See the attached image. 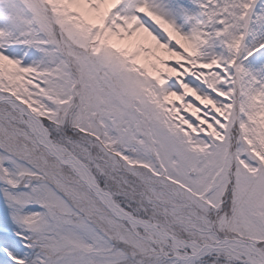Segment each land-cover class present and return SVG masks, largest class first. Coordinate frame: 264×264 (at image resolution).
Here are the masks:
<instances>
[{
    "label": "snow or ice",
    "instance_id": "6c2138e0",
    "mask_svg": "<svg viewBox=\"0 0 264 264\" xmlns=\"http://www.w3.org/2000/svg\"><path fill=\"white\" fill-rule=\"evenodd\" d=\"M0 264H264V0H0Z\"/></svg>",
    "mask_w": 264,
    "mask_h": 264
}]
</instances>
